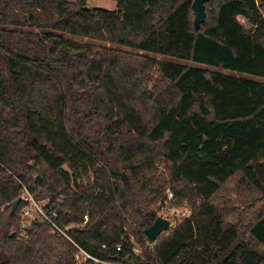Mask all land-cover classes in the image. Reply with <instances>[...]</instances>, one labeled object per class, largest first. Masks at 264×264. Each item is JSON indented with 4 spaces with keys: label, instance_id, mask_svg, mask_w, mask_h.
Segmentation results:
<instances>
[{
    "label": "trees",
    "instance_id": "obj_1",
    "mask_svg": "<svg viewBox=\"0 0 264 264\" xmlns=\"http://www.w3.org/2000/svg\"><path fill=\"white\" fill-rule=\"evenodd\" d=\"M193 2L0 0V264H76L50 224L23 228L24 188L104 262L264 264L222 202L234 180L264 197V0H208L199 31ZM167 187L199 204L142 259L130 222L151 246ZM247 233L264 245V210Z\"/></svg>",
    "mask_w": 264,
    "mask_h": 264
},
{
    "label": "rangeland",
    "instance_id": "obj_2",
    "mask_svg": "<svg viewBox=\"0 0 264 264\" xmlns=\"http://www.w3.org/2000/svg\"><path fill=\"white\" fill-rule=\"evenodd\" d=\"M69 1L75 2L76 0H69ZM87 7L92 10L107 9L114 11L117 8V0H87ZM213 9L214 7L207 8L208 15L213 11ZM239 21L247 30L252 28V26L249 25L247 21H245V19L239 17ZM78 41L86 42L88 41V39H78ZM121 49L134 54L141 53L139 51H135L127 48H121ZM148 56L156 58L158 60L167 59L162 56H155V55H148ZM180 62L195 67L197 66L192 63H186L185 61H180ZM197 67H202V66H197ZM209 70L217 71V69H212V68H210ZM222 72L229 73L228 71H222ZM235 75L239 77L250 78L244 75H239V74H235ZM151 76H152V80L146 83L147 91L152 90L154 82L158 77L155 71H153ZM257 80L264 81L263 79H257ZM159 170L161 172H166L165 166L163 165H159ZM121 175L122 176L125 175L126 179L128 180V175L125 172H122ZM237 183H238L237 180L230 182L228 185H226V187L224 188V192L222 193V195H224V197H222V202L224 201L226 203V218L228 221L233 223V225H235L239 229L241 235L246 238V240L251 244L254 250L263 256L264 245L260 244L252 236L248 235L247 228L255 220L256 215L260 213V211L264 210V197L258 195L257 192L253 191L251 188L245 189L246 191L245 190L241 191V188L237 186ZM169 189L170 187H167L165 189L162 199L165 198L167 194V190ZM170 190L173 191L172 189ZM22 199L25 202V206L20 214L23 225L26 224L29 226L30 223L34 220H37L39 222H44L46 220L44 219L43 214L46 215L48 214L47 211H45L44 209L45 205L47 204V200H39V197L36 198L35 193H30L26 188H24L23 190ZM171 204L177 207L180 214L182 213V215H184V214H190L191 212L193 213L195 209L194 206H198L199 201L198 200H195L193 202L184 201L181 204L177 205L174 200ZM153 210L157 212V205H154ZM169 221L171 222V224H173V227L167 232H165L163 237L170 235L172 230H174L179 224H181L180 222L181 220H179L178 218L170 217ZM128 236L133 244V248L138 250V253L142 259L146 257V254H152L154 248L152 246H149V242L147 239L142 238L139 230L136 228V226L133 225L132 222H130V227L128 228ZM157 244L158 242H156L154 246H156Z\"/></svg>",
    "mask_w": 264,
    "mask_h": 264
},
{
    "label": "built area",
    "instance_id": "obj_3",
    "mask_svg": "<svg viewBox=\"0 0 264 264\" xmlns=\"http://www.w3.org/2000/svg\"><path fill=\"white\" fill-rule=\"evenodd\" d=\"M174 200H175L174 192L171 191L170 189L167 190V194H166L165 198L163 200H161L157 205V212H158L157 217L167 219L168 221H169L170 217L178 218L179 220H181L180 221L181 223L186 219H190L192 216V212L190 214H184V215H182V213L180 214L177 207H175L174 205L171 204ZM43 216H44V219H46L44 222H47L48 224L51 225L52 234H58V235L66 237L73 244V246L77 249V252L75 254V263L76 264H86L88 262H95L97 264H114L111 262H104V261H101V260L95 258L92 254H90L85 249H83L79 244L74 242L67 235V231L69 228L63 229V228L59 227L57 224H55L46 214H43ZM88 221H89V219H88V217H86L85 221L83 223V226L86 225ZM103 248L106 249V246H103ZM121 249H122V246L119 245L117 247V250L120 251ZM132 252L136 256H140L138 253V250H136L135 248H132Z\"/></svg>",
    "mask_w": 264,
    "mask_h": 264
},
{
    "label": "water",
    "instance_id": "obj_4",
    "mask_svg": "<svg viewBox=\"0 0 264 264\" xmlns=\"http://www.w3.org/2000/svg\"><path fill=\"white\" fill-rule=\"evenodd\" d=\"M206 2L208 0H194L192 3V10L195 14L194 20V28L196 31H199L201 25L206 20ZM126 178L125 175L122 176ZM20 200L14 201L11 208V214H14L18 208ZM28 225L24 224L23 228H27ZM173 227L170 221L164 218H157L153 225L145 230V234L148 237L149 241L151 242V246H154L153 243L157 241V239L170 230Z\"/></svg>",
    "mask_w": 264,
    "mask_h": 264
}]
</instances>
